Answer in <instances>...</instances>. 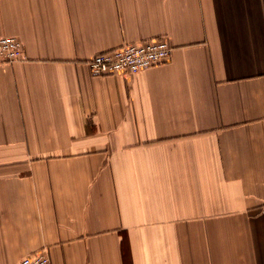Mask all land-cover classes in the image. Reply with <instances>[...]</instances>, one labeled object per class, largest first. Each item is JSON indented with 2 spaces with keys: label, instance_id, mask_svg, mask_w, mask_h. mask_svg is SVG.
<instances>
[{
  "label": "crops",
  "instance_id": "1",
  "mask_svg": "<svg viewBox=\"0 0 264 264\" xmlns=\"http://www.w3.org/2000/svg\"><path fill=\"white\" fill-rule=\"evenodd\" d=\"M0 36V264H264V0H0Z\"/></svg>",
  "mask_w": 264,
  "mask_h": 264
},
{
  "label": "built area",
  "instance_id": "2",
  "mask_svg": "<svg viewBox=\"0 0 264 264\" xmlns=\"http://www.w3.org/2000/svg\"><path fill=\"white\" fill-rule=\"evenodd\" d=\"M172 46L163 39L124 43L118 48L99 52L92 56L87 65L92 74H135L144 69L169 61ZM20 40L15 36H0V65L24 60ZM15 264H51L46 251L21 257Z\"/></svg>",
  "mask_w": 264,
  "mask_h": 264
}]
</instances>
